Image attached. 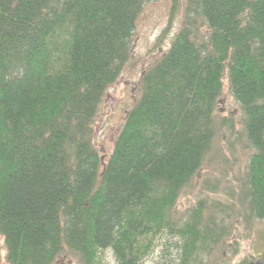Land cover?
Instances as JSON below:
<instances>
[{"label": "trees", "instance_id": "trees-1", "mask_svg": "<svg viewBox=\"0 0 264 264\" xmlns=\"http://www.w3.org/2000/svg\"><path fill=\"white\" fill-rule=\"evenodd\" d=\"M146 1L0 0V264H207L264 222V0H184L112 151L96 146Z\"/></svg>", "mask_w": 264, "mask_h": 264}, {"label": "rangeland", "instance_id": "rangeland-1", "mask_svg": "<svg viewBox=\"0 0 264 264\" xmlns=\"http://www.w3.org/2000/svg\"><path fill=\"white\" fill-rule=\"evenodd\" d=\"M174 0H150L146 1L144 8L140 13L134 33L135 53L131 62H129L120 76L119 80L108 90L107 97L102 111L96 122L95 144L106 156L113 149L115 136L122 125L126 111L133 105L137 89L135 82L138 81L140 73L155 57L150 54L155 51L154 46L159 40H163L162 46H166L171 41L174 33L179 30L183 21L184 0H178V9H173ZM164 35V38L161 36ZM161 38V39H160ZM159 39V40H158ZM218 112L221 117L227 116L232 112L237 130L240 128L239 105L231 97L228 88L221 98ZM242 150V149H241ZM248 154L242 150L237 156L236 172L244 173L246 171ZM236 165V166H237ZM218 170V169H217ZM234 174V173H233ZM230 178V173H228ZM234 176V175H232ZM233 179V178H232ZM233 182V183H232ZM225 183L230 186L238 184L236 180L225 179ZM214 199H222L223 202L229 200L226 192L210 194ZM196 202L195 196L189 195L183 198L180 204L182 212L190 208ZM239 222V221H237ZM236 224L235 235L231 240L236 239L235 243L224 245L223 250L215 252L211 256L209 264H243L248 257L259 255L264 249V222L240 221ZM0 247L2 255H5L4 239L0 237ZM106 260L109 263L113 261V254L107 250ZM207 263V264H208ZM61 264H73L62 261Z\"/></svg>", "mask_w": 264, "mask_h": 264}]
</instances>
